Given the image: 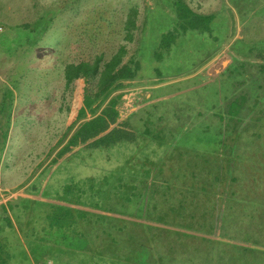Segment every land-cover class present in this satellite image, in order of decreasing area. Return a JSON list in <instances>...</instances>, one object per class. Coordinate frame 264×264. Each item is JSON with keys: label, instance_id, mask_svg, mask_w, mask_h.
<instances>
[{"label": "rangeland", "instance_id": "1", "mask_svg": "<svg viewBox=\"0 0 264 264\" xmlns=\"http://www.w3.org/2000/svg\"><path fill=\"white\" fill-rule=\"evenodd\" d=\"M184 1L204 18L183 34L172 0H0V55L20 62L25 46L44 55L45 78L61 77L63 118H73L80 93L76 81L65 88L66 65L100 58L102 67L120 49L123 64H141L112 95L133 141L25 175L38 198L24 207L37 222L70 223L73 211L52 199L106 216L87 227L101 253L86 238L75 239L80 252L47 244L54 264H264V0ZM252 11L259 17L249 19ZM178 27L176 42L161 48ZM17 212L0 219L2 251L9 218L25 231Z\"/></svg>", "mask_w": 264, "mask_h": 264}, {"label": "crops", "instance_id": "2", "mask_svg": "<svg viewBox=\"0 0 264 264\" xmlns=\"http://www.w3.org/2000/svg\"><path fill=\"white\" fill-rule=\"evenodd\" d=\"M209 14L205 13L206 16ZM254 17H259L256 11H252L249 19ZM262 18L264 19V14ZM24 50L26 52L21 55L25 58L20 59V62L17 61L16 54L0 55V213L5 212L4 216L0 214V219L12 211H19L17 217L20 225L25 229L24 233H20L18 227L15 229L14 219L9 218V251H7L11 255L7 258L6 264H54L46 254L45 245L56 248L63 244L67 250L80 252L84 248H80V244H77V247L73 244L75 239L82 238L91 241L95 252L101 253L96 245L99 242L96 243L91 229L87 227L95 216H106L103 213L95 214L94 208L87 203L72 204V202L52 199L51 203L55 206H65L73 211L70 223L62 228L56 225L51 227L47 221L37 222L36 218L30 217L31 209L24 207L28 202L26 200L38 198L37 191H31L33 178L25 182V175L31 173L42 175L48 169L55 171L61 165H70L82 151H86V154L89 149L93 150L92 140L71 146L80 125L88 118L81 120L69 130L72 118L71 115L63 118L61 77L58 79V84H55L53 79L47 80L46 70L42 65L45 60L44 55L30 52L29 46H25ZM21 66H24L27 78L21 73ZM49 70L53 75L55 69ZM14 76L18 78L15 79ZM123 84L125 85L124 81ZM65 88L69 89L67 85ZM135 91L129 96L140 94L142 89L138 88ZM76 94L77 91L75 96ZM122 98L125 99L124 96ZM48 182L45 180L42 189L47 187ZM42 193L43 191L40 190V194ZM41 199L40 197L39 200ZM76 212H79L81 217H75ZM32 219L37 223L31 222ZM15 246L19 247L18 250L26 251L27 260H22L19 253L14 250ZM85 250H90V246Z\"/></svg>", "mask_w": 264, "mask_h": 264}, {"label": "trees", "instance_id": "3", "mask_svg": "<svg viewBox=\"0 0 264 264\" xmlns=\"http://www.w3.org/2000/svg\"><path fill=\"white\" fill-rule=\"evenodd\" d=\"M172 6L175 10L176 21L181 27L180 30L183 34L188 30L197 31L202 28L200 21L204 17L194 12L184 0H172ZM131 23L132 26H135L132 21H129V24ZM179 27L176 32L171 31L163 35L161 48L166 47L169 43L176 42L181 34ZM124 54L125 49H120L102 67L100 66V58L94 63L81 62L65 66L64 78L67 87H70L75 81L80 87L78 102L75 106L69 130H72L81 120L88 118L87 121L80 125L71 146L84 143L86 140H92V148L98 149L116 145L123 141L131 142L134 140V134L130 129L129 122L118 123L119 112L117 105L120 95L112 97L116 91L124 87L123 81L137 78L141 69V64L138 60L123 64ZM156 54L159 55V52H156ZM93 82L95 84L91 87ZM239 104V109L231 110L232 115L239 114L241 103ZM113 187V189H118L121 184ZM119 195L123 196L124 192L119 193ZM126 201H131V198H127ZM10 255L5 248L3 251L0 249V264H6ZM19 255L22 260L28 259L27 253L23 249L20 250Z\"/></svg>", "mask_w": 264, "mask_h": 264}]
</instances>
